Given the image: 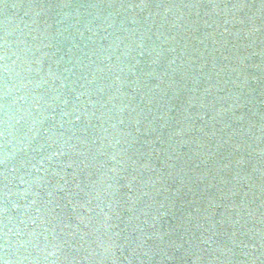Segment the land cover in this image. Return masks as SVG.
<instances>
[{
  "label": "water",
  "instance_id": "water-1",
  "mask_svg": "<svg viewBox=\"0 0 264 264\" xmlns=\"http://www.w3.org/2000/svg\"><path fill=\"white\" fill-rule=\"evenodd\" d=\"M0 264H264V0H0Z\"/></svg>",
  "mask_w": 264,
  "mask_h": 264
}]
</instances>
